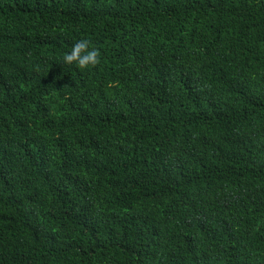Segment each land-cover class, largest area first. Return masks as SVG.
I'll use <instances>...</instances> for the list:
<instances>
[{
	"label": "trees",
	"instance_id": "16d2710c",
	"mask_svg": "<svg viewBox=\"0 0 264 264\" xmlns=\"http://www.w3.org/2000/svg\"><path fill=\"white\" fill-rule=\"evenodd\" d=\"M0 264H264V0H0Z\"/></svg>",
	"mask_w": 264,
	"mask_h": 264
},
{
	"label": "clouds",
	"instance_id": "9594fccd",
	"mask_svg": "<svg viewBox=\"0 0 264 264\" xmlns=\"http://www.w3.org/2000/svg\"><path fill=\"white\" fill-rule=\"evenodd\" d=\"M62 63L65 66H77L84 70L95 67L99 63V53L87 39L77 41L72 45L70 51L63 53Z\"/></svg>",
	"mask_w": 264,
	"mask_h": 264
}]
</instances>
